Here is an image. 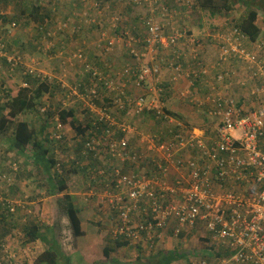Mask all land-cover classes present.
Listing matches in <instances>:
<instances>
[{
	"label": "built area",
	"instance_id": "2783aa9c",
	"mask_svg": "<svg viewBox=\"0 0 264 264\" xmlns=\"http://www.w3.org/2000/svg\"><path fill=\"white\" fill-rule=\"evenodd\" d=\"M166 13L164 8L163 16ZM149 26L150 47L162 44L167 49L179 41L189 47L196 42L187 29L179 27L167 39L160 34L159 27L153 23ZM16 27L13 23L12 28ZM210 36L217 43L214 67L201 61L197 67L190 64L186 70L177 65L171 68L170 80V85H176L180 78L186 77L190 90L181 89L178 97L188 99L206 115L208 122L191 126L166 112L159 95L162 86L150 89L154 95L149 100L138 97L129 103L116 101L117 113L92 103L90 111L96 115L97 126L91 133L96 137L84 144L83 155L87 156L89 151L86 160L107 159L113 173L108 174L105 167L95 170L87 185L89 193L84 196L92 197L95 187L101 185L103 195L98 204L105 212L117 213L116 234L133 243H164L169 232L171 238L183 235L187 241L198 233L203 243L189 251V264H264V107L252 110V106L246 107L229 93L234 86L231 79L236 75L233 69L236 63H242L248 72L264 79V39L253 43L252 48L245 47L244 43L250 40L234 21ZM3 42L0 39V58H6L13 68L23 66L31 73L37 70L33 64L28 66L22 55L7 53ZM133 43L130 41L128 45L136 66H124L119 77L124 76L131 83L135 79L138 87L159 81L161 68L155 62L153 50L140 54ZM104 47L106 52L111 50ZM74 59L85 64L87 71L91 70L82 52L75 54ZM213 71H217L215 83L209 82L206 87L211 89L210 94L205 96L200 87L192 88L194 75H209ZM40 76L42 73L38 71L37 77ZM93 80L110 93L125 94L121 89L126 85L120 87L112 77L99 71H95ZM73 94L78 95L77 89L74 88ZM90 94L91 99H97L98 90L91 89ZM259 95H264V85L251 92L254 100ZM128 108L126 114L149 116L151 123L161 130L152 125L148 131H141L123 116ZM50 132L52 138L66 143L60 118ZM134 136L138 139L136 143L131 142ZM61 162L73 168V162L82 166L73 155L61 157ZM0 180L10 181L2 174ZM11 211L15 212V208ZM135 222L138 231L133 229Z\"/></svg>",
	"mask_w": 264,
	"mask_h": 264
},
{
	"label": "trees",
	"instance_id": "16d2710c",
	"mask_svg": "<svg viewBox=\"0 0 264 264\" xmlns=\"http://www.w3.org/2000/svg\"><path fill=\"white\" fill-rule=\"evenodd\" d=\"M111 0H79L74 1L76 3H72L71 5V16L74 17L75 10L82 9L81 5L84 8H96L94 7L96 4L98 5V11L100 10L101 6L108 3ZM115 1V0H114ZM123 1V0H121ZM133 3V0L124 1L123 4H129L127 10H131V6H136L138 3ZM149 1V0H148ZM150 4L153 5V16L158 15V18H150L149 20H143L144 27L143 30H138L136 34L133 35V37L129 38L127 41H135V44L133 43V48L135 50H138L140 54L147 53L151 50L150 44L148 42L149 39L152 38V35L149 33L150 24L156 25L159 27L160 34L169 39L176 30H178L179 27L172 24L171 22L174 21L175 15L178 13L174 12L177 11L175 7H179L180 9L183 6H189V7H196V4L189 5V0H166V3H163L162 0H150ZM236 0H199L198 6L202 10L209 11L211 13L220 12L221 10L225 11H232L234 7V2ZM262 3V6H259L257 10H249L246 12L245 15L240 19V21H234L236 23V27L241 31L243 35H245L252 43H256L260 40L264 39V34H262V29L259 24L260 22V15L258 10H264V0L260 1ZM171 3V4H169ZM174 9L170 10L169 7ZM112 7L115 8V5ZM164 8L167 9V13L164 17L163 12ZM196 9V8H194ZM46 8H43L42 5H33V10L29 12V15L33 22L36 24H42L45 25L43 28L42 35H44L45 39H51L55 38L57 35H64L66 32H70L67 27H65V24H68L67 21H62L61 23L56 22L52 24L51 21V13L46 11ZM79 12V10H78ZM212 15V14H211ZM187 16V15H186ZM214 16V15H212ZM71 17V18H72ZM81 17V14H80ZM81 20L78 22L77 26H74V31L76 28L81 32L80 33V39H85L86 32L88 31V28H91L93 26H98L97 30L100 28V23H96L95 19L87 18ZM1 18V17H0ZM139 18V15H138ZM3 19V18H2ZM3 21V20H2ZM202 24V21H199ZM231 23V21L227 20L226 24ZM69 25V24H68ZM182 29H187L190 35L194 36V32L190 29V27L182 26ZM221 29L218 28L215 31H219ZM115 31L114 29H111ZM214 31V32H215ZM209 34H212L211 31H209ZM117 33V32H116ZM110 36V33H108ZM109 36H107L105 33L102 34V37H99V40L101 43H103L108 48H111L112 50L107 51L108 56H111L116 45L115 41L111 39ZM195 37V36H194ZM196 38V37H195ZM0 39H2L0 37ZM4 42L5 40L2 39ZM55 40V39H52ZM60 40V37L58 38ZM3 42V43H4ZM73 42V41H72ZM113 42V45H110V43ZM6 43V42H5ZM4 43V44H5ZM215 45L216 42L214 41V38L212 36L207 37V39H203L201 41L196 39V42L194 44L189 45V47H186L183 45V41H179L177 45L170 44L167 49L160 44L155 45L153 47V52L156 55V61L160 68V77L159 81H153L152 83H142L141 87H138L135 85V79H133V83L129 82L127 78L119 77V73L121 71H118L117 66H114L113 63L110 61V57H108V61L105 62L104 65L101 64V62L98 61V58L93 57V61H90L87 59V63L91 66V70L87 71L85 68L83 72L86 74L84 78H81L77 81V83L74 86L66 85L63 81L60 83L54 81L50 75H45L39 69L34 71V73H31L29 70L25 69L23 66H19L16 68H13L11 64L8 63L6 58H0V76L8 77L12 76L7 80V83L2 82L0 84V136H3V134L8 136V141L10 140L9 149L14 150L16 152V155L24 157V162L28 161V165L31 166H37L43 171V177L46 175L47 179L49 180L50 184V192L52 196L55 195H63L65 205H63V210L65 211L67 215V220L69 222V225L71 227V232L73 235V239L82 238L85 236V230H84V223L82 220V217L80 216L81 210L76 206L77 202L74 201V197L77 195H80L76 192H73L70 189L71 186V180L78 177L79 175L84 176L86 173L85 168V160L84 157L89 156V151L86 152V155H83V151H85V145L88 140H93L96 135L92 132V129L94 130L96 128V115L91 113V123L89 125H82L79 120L76 117V110L75 108H66L68 106L67 102L64 101L63 107L58 112H52L50 109L49 99L50 96L54 92V88H60L65 92V96L67 97V100L72 99L75 100V102L78 103H85V109L86 103H88V98H90L91 89H97L98 90V97L96 99L92 98V103L96 105L97 107L103 103L101 107L105 108L109 112L117 113V104L116 101H135L138 97L147 98L148 100L153 98V92H148V94L144 93L145 90H149L155 87H161L162 86V93H160V98L162 99V103L164 104V110L168 112L169 114L174 115L170 110V107H168V102L170 101L171 97L174 95L173 88L175 85H170L171 83V76H172V69L177 67V65H181L183 70H186L190 64H196L198 62H205L203 59L205 49L210 48ZM6 45V52L10 53L12 55L18 54L15 50L10 49V47ZM42 45V44H41ZM57 43L54 47H49L48 50H50V54L54 55L53 60H56L57 63H60L65 60L68 61L73 56V53L69 52L68 50H64L58 47L59 52L57 53L56 49ZM119 46V45H118ZM126 46V45H125ZM129 46V45H128ZM136 46V48H135ZM41 47V46H39ZM118 48V47H117ZM127 51L125 56H128L129 58H126L129 60L130 64L132 66L135 65V56L131 53V48L129 47L124 49ZM46 55V51L44 52ZM68 53L69 55H67ZM30 63V61H28ZM32 64V63H30ZM153 65V64H151ZM34 66V65H33ZM60 66V65H59ZM198 66V65H197ZM196 66V67H197ZM80 67H77L76 69H79ZM123 68V67H122ZM172 68V69H171ZM72 69V68H70ZM112 69V72L109 71ZM108 70V71H107ZM168 71V79L165 80V82L162 80L164 79V72ZM42 73V76L37 77V72ZM95 71L101 72L104 76H110L114 80L116 78V75L122 80L125 81L122 85H126L125 89H121L125 91L124 95L119 94L118 92L110 93L107 89L103 88L102 85H97L96 82L93 80V75ZM116 72V75H113V72ZM61 72H63L61 70ZM16 73H21V79L22 81L20 84L15 83L14 81V75ZM64 73V72H63ZM45 75V76H43ZM217 75V71H213L212 74L206 75L204 73H199L197 75H194L193 84L194 86L192 88H195V86L200 87L202 89L201 93L202 95H208L210 94L211 89H206V87H209V82L215 83L214 76ZM116 82V81H115ZM131 83V84H129ZM9 84V85H8ZM57 86H55V85ZM118 84V83H117ZM175 84V83H174ZM119 85V84H118ZM77 89L78 95L73 94V90ZM120 90V88H118ZM106 91L108 95H106L104 98H101V102L99 101L101 97L100 91ZM208 93V94H207ZM255 99L260 102L262 107H264V102L262 96H256ZM262 99V100H261ZM106 104H111L110 108L104 107ZM66 105V106H64ZM113 110V111H112ZM127 112V109L124 110L123 116L125 117ZM33 114L34 120L32 118H27V115ZM180 115H174L177 119L184 121L185 114L177 113ZM26 117V119L24 118ZM128 117V116H127ZM58 118L61 119V124L63 125V128L66 130H74L77 135H80L81 137L85 138L86 140L81 143L77 144L79 148V155L78 158L75 156L76 159H79L82 162V166L77 165L76 162H73L74 168L71 170H67V165L61 162V158L58 157L59 152L57 147H61V149H66L65 146L69 147V143H61L58 142V140L52 138V133L50 130L52 128H55ZM128 117V121H129ZM203 124L208 122V119L205 114L202 116ZM132 125L131 121H129ZM40 124V125H39ZM200 124V122H199ZM91 129L90 133L88 134V131ZM99 134H101L102 129L99 128ZM118 138H121L119 135ZM66 139V137H65ZM67 140V139H66ZM137 137H132L131 142L136 143ZM85 144V145H84ZM65 151V150H63ZM72 156V155H71ZM69 156V157H71ZM81 156V157H80ZM67 157V158H69ZM83 157V158H82ZM60 159V160H59ZM94 159V158H93ZM97 161L96 163L99 164L100 159H95ZM92 163L88 162V167L91 168ZM95 166V165H94ZM105 166V169L108 173H113V170L109 166ZM95 170V169H94ZM19 172V163L14 162L12 166V173L14 175L18 174ZM0 174L6 175L10 181H1L0 180V195L3 198V200L0 202V227L1 230H8V233L11 231V229L15 226L16 228L22 227L24 231V237L25 241L23 242L25 245L33 244L38 241L42 242L44 246L46 247L44 251L36 258L33 264H83L82 258L77 255H68L64 251V247L62 244L58 241L59 240V231L58 227L59 225L54 226H48L45 223H43L41 220H37L33 218V213L29 212V216L26 217L25 224L19 223L18 219L16 218V211H20V208L23 209H30V202L27 200L20 199L17 201L13 195V191L16 189L13 186L14 180H17L16 178L18 175L15 176L11 175V173H3L0 171ZM92 176V175H91ZM90 176V177H91ZM84 178V177H83ZM85 180V178H84ZM13 188V189H12ZM80 198V197H79ZM86 201V200H85ZM24 202L26 205H24ZM12 207L15 208V212H12ZM27 210V209H26ZM111 214V213H110ZM112 215V214H111ZM116 219L115 224L111 225L112 227V239L113 242H109L107 240V234L102 233L98 241V243H101V253L99 252L98 261L97 264H106V262L111 259L112 254L114 253L115 249L126 247L129 245L128 243H133L128 237L122 236L119 234H116L117 227H118V215L115 213ZM30 218V219H29ZM136 223L133 225V229L135 231H138V228L136 227ZM8 233H4L5 237L8 236ZM172 235V232H169ZM109 235V233H108ZM168 237V234H167ZM187 238L185 236L179 237L178 240H182L183 242H189L192 237H189L187 241L184 239ZM158 242V241H155ZM0 243H3L0 241ZM96 243V242H95ZM111 243V246H110ZM181 243V242H180ZM150 246H154L157 243H149ZM3 248L0 245V249ZM189 250L186 252H180V251H163V258L162 263L160 264H174L178 261L186 260L188 257ZM5 254H7L5 252ZM82 259V260H81ZM76 260V261H75ZM84 261V260H83ZM18 261L15 258L9 259L8 256H5V259H0V264H17ZM87 264H96V263H88ZM116 262H114L115 264ZM18 264H24V262L20 261ZM117 264H122L117 262Z\"/></svg>",
	"mask_w": 264,
	"mask_h": 264
},
{
	"label": "rangeland",
	"instance_id": "374dc122",
	"mask_svg": "<svg viewBox=\"0 0 264 264\" xmlns=\"http://www.w3.org/2000/svg\"><path fill=\"white\" fill-rule=\"evenodd\" d=\"M74 1L79 0H0V37L5 40L10 49L15 50L16 53L24 57L28 66H32L28 62L30 61V63L34 65L33 67L39 69V71L45 75H50L54 81L58 83L63 81L69 86H74L79 79L84 78L86 75L83 72L84 69H82L85 68V64L74 59L75 54L82 52L84 56L88 58L89 63L94 60L93 57H96L102 65H104L105 62L108 61V57H110V61L113 65L120 67V59L124 57V59L127 60L126 58H129L128 56H125L127 51L124 50L126 48L129 49L126 44L128 39L133 37L139 29L143 30V20L158 18V15L152 17L154 12L150 0L148 2L141 0L142 2L140 4L131 6V10H127L129 4L122 3L129 0L107 1L108 3L101 6L99 11L98 8H84L81 5L82 9H78L79 12L78 10H75V15L72 17L70 10L71 5L76 3ZM165 1L166 0H162L163 3H166ZM198 1L199 0H189V5L194 6L196 4V7L183 6L181 9L175 7L178 9L177 11H174V9L171 8V3H169L171 4L170 6H167L170 10L178 13L175 15L173 21L175 25L190 27L192 32L195 33L194 35L197 37L207 35L210 33L209 31L214 33V31L220 27L223 28L227 20L231 22L240 21L246 12L249 10H257L259 6H262V3L260 2L261 0H236L232 11L228 12L221 10L216 14L197 7ZM133 3H135V0H133ZM33 5H42L43 8H46V11L51 13L52 24L56 22L59 24V22L67 21L69 25H66L70 32H66L64 35H57L55 38L49 40L45 39V36L42 35L45 25L34 23L33 19L28 16L29 12L33 10ZM113 5H115V8L112 7ZM258 12L261 17L259 24L262 29V34H264V10H258ZM86 16H88L87 18L95 19L96 23H100V28L97 30L98 26L96 25L88 28L85 39H80L81 32L77 28L74 31L73 27L77 26L78 22L81 20L86 19ZM160 17L162 18L164 16L160 15ZM199 21H202V24ZM13 23L17 24L16 28H12ZM111 29H114L115 31ZM103 33L107 36H109L108 33H110L109 37L115 41L116 47L111 56H108L106 48L104 47L105 45L99 40V37H102ZM59 37L60 40H58ZM38 42H40V44H36ZM56 43L57 53L59 52L58 47L73 53L70 61L63 60L60 64L57 63L56 60H53L54 55L49 53L50 50H48V48L54 47ZM118 45L122 48H119ZM39 46H41V49ZM150 48L153 50V47ZM45 51L47 55L44 53ZM66 54L69 55L68 53ZM68 57H70V55ZM148 61L149 60H146V62ZM125 64H130V62L126 61L124 65ZM77 67L80 68L76 69ZM61 70L64 73L61 72ZM112 74L116 75V72L114 71ZM11 77L12 76H0V84L4 81L7 83V80ZM14 81L17 84H20L22 81L21 73H16L14 75ZM115 81L120 87L122 86V84H120L121 79L117 75ZM100 93L101 97L99 101L101 102V98H104L108 94L106 91L102 90ZM64 101L68 104L66 108H75L76 116H78V120L82 125L86 126L91 123L92 117L90 106L92 105L93 99L88 98L86 107H89L85 109V103L77 104L73 98L67 100L63 90L59 87L54 88V92L49 99L52 112L60 111L63 107ZM102 104L103 103L101 102L98 107ZM170 105L172 107H170ZM104 107L110 108L111 104H106ZM168 107H170V111L174 115H180L177 113L185 114L183 117L184 123L186 122L191 126H200L203 124V113L197 108H194L191 104L185 106L184 101L181 97H178V95L176 97L174 94L171 97L168 102ZM178 107H183L185 109L182 108L181 110ZM186 109L187 111H185ZM194 114H197L196 116L199 117V120L193 119L195 117ZM34 116L35 115L30 113L27 115V118L29 117L34 120ZM24 118L26 119V117ZM134 121L138 123L136 117ZM194 122H198V125L194 124ZM65 132L67 139L66 143H69V147L65 146L66 149L57 147L59 150V153L56 154L57 158L63 157V159H67V157L71 155L78 158L79 148L77 144L83 143L87 136L83 138L80 135H77L74 130L70 131L65 129ZM8 145H10V140L8 141V136L3 134V136H0V171L6 174L11 173L15 178L16 175H18L16 178L17 180H14L13 182L15 185L13 187L16 189L12 193L17 201L22 199L30 202V209L26 208V210L20 208V211L17 210L15 213V219H18L19 223L25 224L26 217L29 216L30 212L33 213L34 219H39L48 226L59 225L58 241L64 247V251L68 255H79L84 260L81 259L83 264H87L86 262L96 263L98 261L99 252L101 253V243H98L101 231H103L102 233L107 234L108 242L109 238L110 241L113 242L111 225L115 224L116 215L111 211L112 215L107 219L106 215H104L105 209L98 204V200L103 195L101 185L95 187L92 197L84 195L89 193L87 185L94 176V171L103 169L105 167L104 165L108 166L110 162L107 159L101 158L98 164L95 159L90 157V160H87L84 164L86 168L84 176L79 175L74 178V181L73 179L71 180L70 189L73 192L80 194L74 197V201L77 202L76 206L81 210L80 216L82 217L85 230L84 237L74 240L71 227L67 220V215L63 210V205H65L63 195L52 196L49 180L46 175L44 177L42 176L43 171L37 166L28 165V161L24 162V157L16 155V152L10 150ZM15 161L19 163V172L16 175L12 173V166ZM88 162L92 163L91 168L86 165ZM67 168V170L72 171L73 167L67 166ZM86 198L91 200L87 202L85 201ZM24 205H26L25 202ZM4 233L7 234L8 230H1L0 227V241L3 242L0 243L1 247H3L0 249V259H5V256L7 255L9 259L15 258L18 263L22 261L24 264H33L36 258L46 248L40 241L25 245L23 243L25 237L22 227L16 228L14 226L8 233L7 237H5ZM170 236L171 234L168 233V237L165 239L164 243H157L154 248H146V246H138L136 243H128L129 245L126 247L115 249L111 256L112 258L109 259L106 264H114V262H116L115 264H117V262L122 264H160V262L162 263L163 251H192L194 248L197 249L199 245L198 243H203L199 235H192L191 237L193 240H190L189 242H183L182 240L171 238ZM170 240L172 241L168 242ZM5 252L7 254H5ZM174 264H189L188 257L186 260H181Z\"/></svg>",
	"mask_w": 264,
	"mask_h": 264
},
{
	"label": "crops",
	"instance_id": "0c3cea01",
	"mask_svg": "<svg viewBox=\"0 0 264 264\" xmlns=\"http://www.w3.org/2000/svg\"><path fill=\"white\" fill-rule=\"evenodd\" d=\"M261 18V17H260ZM195 36V35H194ZM197 40L201 41L203 39H207V37H209V33L207 35H204V36H195ZM36 44H40V42L36 43ZM127 44V43H126ZM217 44V43H216ZM254 44L253 43H250V41H246L244 43V46L245 47H249V48H252ZM217 46V45H216ZM216 46L213 44L212 47L210 48H207L205 49L206 51L204 52V56H203V59H204V63L206 64H209L210 66L214 67V63L216 62V58H217V50H216ZM126 47V46H125ZM127 47L128 44H127ZM214 47V48H213ZM119 48H122L121 46H119ZM41 49V47H40ZM121 61V66L120 67H117L118 68V71L122 69V67L128 65V64H125L124 63L126 61H129V60H125L124 57L120 59ZM214 62V63H213ZM237 62H241V61H237ZM233 69L236 73V75L234 76V78H232V83H233V89L229 92L230 94H232L236 99H239V101L245 105L246 107H250L252 106V110L255 109V108H259L261 107L262 105L260 104V102L258 103L257 105V100H254L251 96V92L257 88V87H262L264 85V79L261 78V77H257V76H254V74H251L250 72H248L246 70V68L243 66L242 63H236L234 66H233ZM108 71V70H107ZM112 72V69L109 70ZM168 71L166 70V72H164V79H162L164 82L165 80L168 79ZM173 74V71L172 73ZM186 77H182L179 79V81L177 82V84L174 86L173 88V93L172 94H175V96L177 97V95H179L178 91H180L181 89H184V90H190V87L186 81ZM125 83V81H122L121 80V83L120 84H123ZM198 86V85H197ZM196 86V87H197ZM148 92H150L149 90H145L144 93L148 94ZM263 98V102H264V95L262 96ZM183 100V99H182ZM262 100V99H261ZM184 101V105L185 106H188V104H191L190 101H188V99L186 100H183ZM254 102V103H253ZM188 103V104H187ZM192 105V104H191ZM193 106V105H192ZM170 107H172L170 105ZM194 107V106H193ZM182 110L183 107H178ZM195 108V107H194ZM174 109V108H173ZM185 109V108H183ZM199 110V109H198ZM129 111V108L127 110V112ZM187 111V109L185 110ZM126 112V113H127ZM197 114H194V118L193 119H198L199 120V117L196 116ZM129 118V121H131L133 124L137 125L139 127V129L141 131H148L149 130V127L152 126V125H155L153 123H151V120L148 119L147 117L149 116H146V117H140L139 116H134L133 113H128V115H126ZM77 119H78V116H76ZM135 117L137 118L138 120V123H136L134 121ZM188 117V116H187ZM195 120V121H196ZM194 124H197L198 125V122H194ZM156 126V130H159L160 129V126L159 125H155ZM153 126V128L155 127ZM161 130V129H160ZM87 159H88V156H87ZM104 215H106L107 219L111 217V214L108 213V212H105ZM84 226V225H83ZM194 234H197L199 235L198 233H194ZM172 240L168 241V242H171ZM167 242V243H168Z\"/></svg>",
	"mask_w": 264,
	"mask_h": 264
},
{
	"label": "clouds",
	"instance_id": "9594fccd",
	"mask_svg": "<svg viewBox=\"0 0 264 264\" xmlns=\"http://www.w3.org/2000/svg\"><path fill=\"white\" fill-rule=\"evenodd\" d=\"M171 23L175 25V23H174L173 21H172ZM177 27H181V26H177ZM70 131H73V130H70ZM136 244H137L138 246H140V245H142V246H146V248H148V247L154 248V246H155V245H154V246H150L149 243H147V244H146V243H139V244L136 243ZM156 245H157V244H156Z\"/></svg>",
	"mask_w": 264,
	"mask_h": 264
}]
</instances>
